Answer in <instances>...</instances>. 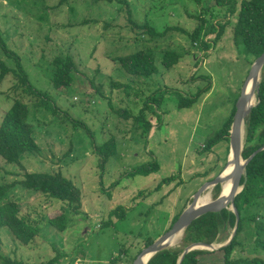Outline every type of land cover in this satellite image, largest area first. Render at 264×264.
Returning <instances> with one entry per match:
<instances>
[{"label":"rangeland","instance_id":"obj_1","mask_svg":"<svg viewBox=\"0 0 264 264\" xmlns=\"http://www.w3.org/2000/svg\"><path fill=\"white\" fill-rule=\"evenodd\" d=\"M126 1L131 22L147 24L160 37L131 25L118 0H0V61L11 69L19 64L38 94L13 90L12 75L0 81V122L13 101H23L37 144L22 156L21 168L0 159V185L10 186L4 201L16 202L20 216L39 229L24 246L1 228V257L22 264L55 256L57 264H133L147 241L166 234L196 192L226 167L229 142L203 147L234 115L253 64L234 43L236 14L227 13L229 3L248 0ZM197 28L199 36L191 38ZM137 51L153 55L158 74L130 76L114 60ZM166 53L179 57L169 70L161 64ZM58 56H70L77 68L63 90L51 84V62ZM181 98L195 99L180 109ZM254 100L256 105V95ZM109 140L115 154L102 166L95 148ZM153 161L157 172L132 174ZM25 173L70 180L81 193V208L22 188ZM212 190L202 195L209 202L217 199ZM256 205L264 222V194ZM61 214L63 232L49 223ZM231 233L213 244L216 250ZM182 240L169 249H181ZM253 250L246 245L234 257L264 260L263 252ZM208 252L199 257L201 264L221 262Z\"/></svg>","mask_w":264,"mask_h":264},{"label":"trees","instance_id":"obj_2","mask_svg":"<svg viewBox=\"0 0 264 264\" xmlns=\"http://www.w3.org/2000/svg\"><path fill=\"white\" fill-rule=\"evenodd\" d=\"M68 1V0H63ZM93 3L107 2L113 0H91ZM227 0H223V4ZM121 6H125L126 18L131 25L145 32L152 38H158L154 29L147 24L138 26L131 22V9L126 0H118ZM229 3V0L227 4ZM236 14V22L232 28L233 40L236 46H241L244 53L252 60L251 64L264 52V0L242 1L238 6L234 2L229 3L228 12ZM200 28H197L191 38L199 36ZM222 33V28L217 34ZM206 47L205 42H202ZM2 45L0 39V46ZM207 50V49H205ZM178 56L173 53H166L162 59V67L165 70L171 69L177 62ZM120 68L130 76L149 78L158 74L156 59L152 54L144 51H137L133 54L114 59ZM53 75L51 78L52 87L56 90L68 88L72 82V76L77 72L76 64L70 56L55 57L51 62ZM12 75L16 81L12 86L13 90L23 89L29 97H36L38 94L29 84L28 79L20 67L16 69L7 67L0 61V81ZM181 98L178 108L182 109L191 106L193 100ZM256 105L251 109L250 114L244 121L242 138V158L250 161L245 167L246 177H242L241 184L245 180L242 191L234 198V208L238 214L236 223L235 214L228 209H223L218 213H207L194 220L185 230L181 249H167L154 255L147 264H178L184 248L193 243L203 245H213L220 242L223 233L233 232L235 235L228 245L212 252L216 254L218 264H264V260L258 258L242 257L235 258L237 251H243L246 245L254 249L253 252L264 253V222L257 217L258 209L256 202L264 194V150L257 151L264 147V67L261 72L258 94L256 95ZM148 105V104H147ZM54 111V110H53ZM233 115L225 122L221 130L212 137L203 149H208L213 145L225 140L229 142V132L232 125ZM37 144L34 139V129L29 122V110L27 105L21 100L13 101L10 108L4 114L0 122V159L6 164H15L21 168L20 159L27 153L35 152ZM95 153L101 158V165L104 166L107 159L115 154V143L109 140L102 146L95 148ZM158 164L153 161L136 168L132 174L147 176L157 172ZM220 174V173H219ZM19 185L29 191L43 195L48 199L73 206L75 211L81 208V193L70 180L65 179L60 174L48 173H25ZM10 186L0 185V229L6 228L11 236L21 245L30 244L39 234V229L34 224L26 221L20 216L19 205L14 201H4L6 191ZM215 199L221 193L220 185L213 188ZM251 211L254 214L249 215ZM179 216L175 217L173 224ZM52 227L63 232L66 229V218L58 215L49 219ZM232 235V233H231ZM226 236V239H228ZM153 244L148 240L146 247ZM194 245V244H193ZM191 246V245H190ZM214 246V245H213ZM140 252L137 254V256ZM210 255L205 250H194L189 252L180 264H201L199 257ZM135 256L133 258L136 259ZM60 257L55 256L44 264H57ZM4 264H22L1 257ZM133 263V262H132Z\"/></svg>","mask_w":264,"mask_h":264},{"label":"water","instance_id":"obj_3","mask_svg":"<svg viewBox=\"0 0 264 264\" xmlns=\"http://www.w3.org/2000/svg\"><path fill=\"white\" fill-rule=\"evenodd\" d=\"M264 67V52L253 62L251 65V68L249 70V73L247 75L246 81L243 85V88L241 90L240 96L235 104L234 107V115L232 118V125L229 132V144H230V155H232V159L227 161L226 167L223 170L221 174H219L214 180L207 182L204 184L194 195L191 203L188 205V207L185 209V211L178 217V219L175 221V223L172 225L170 230L164 234L161 238H159L157 241L153 242L150 246L143 249L140 254L136 257L133 264H142L146 258L147 264L148 261L157 253H160L162 251H165L170 248V241L173 240L176 236L183 235L185 230L188 228V226L197 218L200 216L207 214V213H218L223 209H228L229 211H232L235 214L236 223L238 222V214L236 209L234 208V198L242 191L245 180L241 184L242 177L245 179L246 177V171L245 167L249 163L250 159L243 160L242 158V138H243V126L244 121L247 118V116L250 114L251 109L255 106H250L249 108L244 110V103H245V96L246 91L248 88V84L250 82H254V89L253 94L257 95L259 90V84H260V77L261 72ZM264 147L259 149L257 151H263ZM233 166V170H231L229 176H226L225 170L229 167ZM230 177L232 179V186L229 194L225 197L220 193L219 197L212 201L205 204L198 205V202L203 197L202 195L207 192L208 190L213 189L217 185H221ZM235 235V228L232 232V235L227 242L226 245L230 243L232 238ZM225 245V246H226ZM224 247V246H221ZM220 249V248H218ZM217 249V250H218ZM194 250H206V251H215L216 248L213 245H203V244H194L192 246H189L186 248L180 259L178 264H180L183 260V258L191 251Z\"/></svg>","mask_w":264,"mask_h":264},{"label":"bare ground","instance_id":"obj_4","mask_svg":"<svg viewBox=\"0 0 264 264\" xmlns=\"http://www.w3.org/2000/svg\"><path fill=\"white\" fill-rule=\"evenodd\" d=\"M253 89H254V82H250L248 84V88H247V91H246L244 110L249 108L250 106L254 105L255 95L253 94ZM231 159H232V155H230V153H229L228 160L230 161ZM233 168H234L233 166H229L225 170L226 171L225 174H227L226 176H229V174H230L231 170H233ZM231 186H232V179L230 177H228V179L221 185V194L223 195V197H225V196H227L229 194V192L231 190ZM208 202H209V195L203 196L200 199V201L198 202V205L205 204V203H208ZM180 237H181V235L176 236L173 240L170 241L169 245L170 246L174 245L176 242H178ZM147 259L148 258H146V260L143 263H146Z\"/></svg>","mask_w":264,"mask_h":264}]
</instances>
